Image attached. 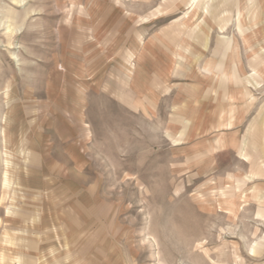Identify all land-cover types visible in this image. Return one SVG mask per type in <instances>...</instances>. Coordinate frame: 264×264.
Returning a JSON list of instances; mask_svg holds the SVG:
<instances>
[{"label": "rangeland", "instance_id": "374dc122", "mask_svg": "<svg viewBox=\"0 0 264 264\" xmlns=\"http://www.w3.org/2000/svg\"><path fill=\"white\" fill-rule=\"evenodd\" d=\"M0 264H264V0H0Z\"/></svg>", "mask_w": 264, "mask_h": 264}, {"label": "crops", "instance_id": "0c3cea01", "mask_svg": "<svg viewBox=\"0 0 264 264\" xmlns=\"http://www.w3.org/2000/svg\"><path fill=\"white\" fill-rule=\"evenodd\" d=\"M212 64V62H210L209 64H208V66L206 67V71H208V72H211L212 70H213V65H211ZM211 65V66H210Z\"/></svg>", "mask_w": 264, "mask_h": 264}]
</instances>
